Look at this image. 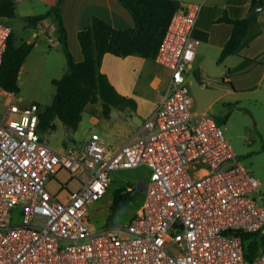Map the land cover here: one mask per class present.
<instances>
[{
	"label": "built area",
	"instance_id": "built-area-1",
	"mask_svg": "<svg viewBox=\"0 0 264 264\" xmlns=\"http://www.w3.org/2000/svg\"><path fill=\"white\" fill-rule=\"evenodd\" d=\"M201 10L180 2L155 57L170 71L165 92L119 149L97 132L82 153L50 147L38 131V103L0 87V264H264V241L249 259L243 239L264 235L261 183L218 120L192 109L186 73L201 43ZM12 32L0 21V69ZM141 165L151 173L139 212L123 226L95 229L88 210L111 173ZM62 169L80 183L65 198L48 188Z\"/></svg>",
	"mask_w": 264,
	"mask_h": 264
},
{
	"label": "crops",
	"instance_id": "crops-1",
	"mask_svg": "<svg viewBox=\"0 0 264 264\" xmlns=\"http://www.w3.org/2000/svg\"><path fill=\"white\" fill-rule=\"evenodd\" d=\"M35 1L39 5L44 4L47 10L58 2V0ZM178 1L202 5L194 32L201 43L197 48L195 60L189 65L186 73V76L190 78L189 85L193 97L192 109L196 112L209 111L225 98L232 102L231 100H234L233 98L239 94H254L256 91H261L264 82V0ZM255 3L262 4L263 10L255 14L256 20L249 27L237 52L219 63L218 58L222 49L232 34V24L221 20V18L227 16L231 19H241L251 16L250 12ZM61 14L67 30L69 48L75 62L84 60L78 34L95 17L103 19L118 30L130 29L135 26L132 12L121 0H63ZM31 25L33 36L27 42H33L34 47L22 65L20 73L23 74L28 69L35 82H40L46 76H48L46 79L53 82L54 79H59L69 72L67 56L60 43L59 34H57V39L53 37L57 32L56 26L51 18L46 20L44 25ZM43 35L44 38L41 37ZM101 71L121 95L135 101V107H115L110 116L106 117L101 101L89 103L84 108L77 130H71L60 119H55L53 126L47 131L59 129L70 131L67 134L69 142L64 139L62 145L55 149L75 148L82 153L89 134L82 145H73L70 142L77 141L78 131L85 123L91 124L92 132L99 133L110 148L119 149L140 129L145 119L156 110L170 76V71L158 64L155 58L144 57L140 54L117 56L106 53L102 60ZM257 72L260 76V83L258 85L249 83L250 78ZM191 75L192 77H190ZM220 79L231 83L232 88L219 86L217 83L220 82ZM210 89L219 93L214 100L203 101V96L197 98L201 92L205 95L210 92ZM19 94L14 95L24 105L36 102L41 109L47 106H41L38 101L29 102ZM199 99H202L200 103L197 102ZM144 169L148 175L149 184L151 171L147 166ZM116 170L111 173L110 186L114 181L113 173ZM79 187L80 183L71 178L64 169L60 170L55 178L48 183L50 191L62 198Z\"/></svg>",
	"mask_w": 264,
	"mask_h": 264
},
{
	"label": "trees",
	"instance_id": "trees-1",
	"mask_svg": "<svg viewBox=\"0 0 264 264\" xmlns=\"http://www.w3.org/2000/svg\"><path fill=\"white\" fill-rule=\"evenodd\" d=\"M51 7L43 14L29 16L28 21L34 25H44L46 20H53L59 40L67 56L69 72L59 79H54L56 93L52 102L39 110L38 131L42 135L53 126L55 119L71 130H77L82 120L84 108L89 103L102 102L103 113L110 116L113 108L135 107L133 99L121 95L101 71L103 57L106 53L117 56L140 54L155 58L173 14L180 5L178 0H121L132 12L135 26L118 30L101 18L95 17L78 36L84 60L75 62L69 48L67 30L62 15L61 3ZM16 16L15 3L0 2V21ZM232 24V34L218 58L222 62L226 57L237 52L249 27L256 20V15L241 19L221 18ZM7 23V22H6ZM34 43L24 42L17 46L14 33L10 37L0 69V87L10 93H20L19 73ZM40 107V106H39ZM228 117V114L225 116ZM133 188H121L115 192L112 210L123 209L138 195ZM246 255L252 259L260 250L264 235L246 233L243 235Z\"/></svg>",
	"mask_w": 264,
	"mask_h": 264
},
{
	"label": "rangeland",
	"instance_id": "rangeland-1",
	"mask_svg": "<svg viewBox=\"0 0 264 264\" xmlns=\"http://www.w3.org/2000/svg\"><path fill=\"white\" fill-rule=\"evenodd\" d=\"M15 10L16 16L11 19H5V21L12 26L15 45L19 46L33 36V28L27 17L43 14L47 11V8H45L44 4H37L35 0H22L15 3ZM57 34L56 32L53 35L56 39ZM46 77L37 83L33 80L28 69L23 74L19 73V85L21 88L19 95L25 97L29 102L33 100L38 101L41 106L49 105L55 95L56 86L51 80L46 79ZM189 79L186 76L188 84ZM225 82L220 79V82L217 84L231 89V83ZM249 83L255 85L260 83L258 72L250 78ZM202 93L197 98L203 96V101H212L219 94L211 89L205 95ZM233 99L230 102L225 98L222 102L213 106L209 112L218 120L225 137L231 144L242 165L260 181L261 186L259 192L255 193V197L264 205V82L261 91H256L254 94H239ZM201 100L199 99L197 102L200 103ZM2 110L3 101L0 95V113ZM227 114L228 117L226 118ZM90 125L86 123L82 125L78 131L77 141L70 143L82 145L87 135L93 133ZM69 133L70 131L67 129H59L45 131L42 135L47 145L56 148L62 145L64 139L69 142V135H67ZM144 167L141 165L124 168L116 170L113 173L114 181L108 188L107 193L99 201L92 204L88 210L89 222L95 229L123 226L128 224L131 218L139 212L143 204L144 193L148 187V175ZM128 186L135 188L139 192L138 195L134 197L127 207L113 211L111 205L115 192Z\"/></svg>",
	"mask_w": 264,
	"mask_h": 264
},
{
	"label": "water",
	"instance_id": "water-1",
	"mask_svg": "<svg viewBox=\"0 0 264 264\" xmlns=\"http://www.w3.org/2000/svg\"><path fill=\"white\" fill-rule=\"evenodd\" d=\"M262 10H263V6H262V4H260V3H255V4L253 5L252 9H251L250 15H251V16H252V15H255L256 13H258V12H260V11H262ZM41 37L44 38V35L41 36Z\"/></svg>",
	"mask_w": 264,
	"mask_h": 264
},
{
	"label": "snow or ice",
	"instance_id": "snow-or-ice-1",
	"mask_svg": "<svg viewBox=\"0 0 264 264\" xmlns=\"http://www.w3.org/2000/svg\"><path fill=\"white\" fill-rule=\"evenodd\" d=\"M97 187H99V185H97Z\"/></svg>",
	"mask_w": 264,
	"mask_h": 264
}]
</instances>
